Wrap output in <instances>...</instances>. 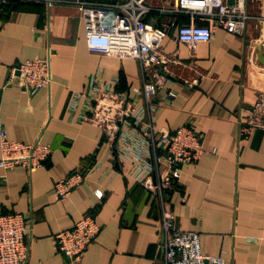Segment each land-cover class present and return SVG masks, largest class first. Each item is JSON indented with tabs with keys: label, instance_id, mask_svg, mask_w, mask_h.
<instances>
[{
	"label": "crops",
	"instance_id": "1",
	"mask_svg": "<svg viewBox=\"0 0 264 264\" xmlns=\"http://www.w3.org/2000/svg\"><path fill=\"white\" fill-rule=\"evenodd\" d=\"M149 1L156 7L174 2ZM246 3L256 17L242 36L218 28L210 41L195 48L177 36L186 16L154 10L147 18L168 28L161 51L169 70L164 72L173 79L153 99L155 123L166 130L195 124L207 150L198 162L182 167L179 186L167 193L166 206L176 216V227L198 231L202 252L221 256L224 264H264V127L243 134L239 121L264 93V63L258 58V44L264 49V0ZM5 4L0 2V131L26 143L41 139L54 150L33 172L0 166V213L21 211L30 218L29 264H165L161 209L134 177V159H119L117 140L83 119V104L70 107L91 74L116 80L113 86L130 96L140 94V62L92 51L85 11L78 4ZM48 54L50 88L31 94L10 80L13 65ZM170 90L177 96L170 97ZM141 135L131 139L134 147L142 142ZM158 137L165 147L166 137ZM77 171L84 180L67 196L58 195L56 181ZM88 213L101 230L76 260L58 249L55 235Z\"/></svg>",
	"mask_w": 264,
	"mask_h": 264
},
{
	"label": "built area",
	"instance_id": "2",
	"mask_svg": "<svg viewBox=\"0 0 264 264\" xmlns=\"http://www.w3.org/2000/svg\"><path fill=\"white\" fill-rule=\"evenodd\" d=\"M67 1L85 11L87 43L92 51L137 59L142 73L140 94L133 96L116 89L113 86L116 80L106 81L98 74L89 75L83 91L74 94L71 109L83 104L86 108L83 119L96 123L117 140L114 152L119 159L123 162L134 159V177L155 197L161 209L164 263L224 264L221 256H206L202 252L198 231L176 227V216L166 206L167 193L179 186L182 167L198 162L207 150L195 124L166 130L155 123L153 99L173 79L161 51L168 28L153 24L147 18L154 10L186 16L187 21L178 26L177 36L181 42L195 48L199 42L210 41L218 28L242 36L252 19L247 0H174L170 7H156L149 0ZM10 80H17L23 90L31 94L50 88L53 83L50 54L13 65ZM168 95L175 97L177 93L170 90ZM239 121L243 134L254 127H264V93H260L252 108L240 115ZM137 133L142 134L138 137L142 142L138 141L139 145L134 147L131 139ZM158 135L166 137L165 147L160 146ZM144 144L150 146L149 151ZM0 145V166H24L30 172L41 167L54 152L51 144L41 139L31 143L14 140L4 129L0 131ZM215 151L213 148L212 152ZM84 178V174L77 171L56 181L55 191L67 196ZM97 193L103 195L101 190ZM100 230L95 217L85 214L72 228L55 235L57 247L71 258L80 259ZM29 235L30 218L26 214L21 211L0 213V264H29Z\"/></svg>",
	"mask_w": 264,
	"mask_h": 264
},
{
	"label": "water",
	"instance_id": "3",
	"mask_svg": "<svg viewBox=\"0 0 264 264\" xmlns=\"http://www.w3.org/2000/svg\"><path fill=\"white\" fill-rule=\"evenodd\" d=\"M258 58L262 63H264L263 43L258 44Z\"/></svg>",
	"mask_w": 264,
	"mask_h": 264
},
{
	"label": "trees",
	"instance_id": "4",
	"mask_svg": "<svg viewBox=\"0 0 264 264\" xmlns=\"http://www.w3.org/2000/svg\"><path fill=\"white\" fill-rule=\"evenodd\" d=\"M19 1L20 0H9L8 3H6L5 5L9 7H17L18 6L17 4Z\"/></svg>",
	"mask_w": 264,
	"mask_h": 264
},
{
	"label": "rangeland",
	"instance_id": "5",
	"mask_svg": "<svg viewBox=\"0 0 264 264\" xmlns=\"http://www.w3.org/2000/svg\"><path fill=\"white\" fill-rule=\"evenodd\" d=\"M251 13V12H250ZM252 15V18H254V17H256V16H254L253 14H251ZM260 17V16H259ZM262 28L264 27V22H262Z\"/></svg>",
	"mask_w": 264,
	"mask_h": 264
}]
</instances>
